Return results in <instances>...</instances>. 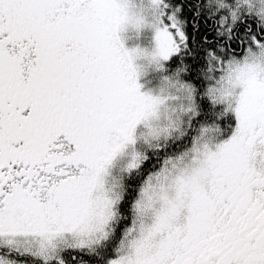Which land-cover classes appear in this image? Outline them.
Returning <instances> with one entry per match:
<instances>
[{"label":"snow or ice","instance_id":"6c2138e0","mask_svg":"<svg viewBox=\"0 0 264 264\" xmlns=\"http://www.w3.org/2000/svg\"><path fill=\"white\" fill-rule=\"evenodd\" d=\"M0 264H264V0H0Z\"/></svg>","mask_w":264,"mask_h":264},{"label":"rangeland","instance_id":"374dc122","mask_svg":"<svg viewBox=\"0 0 264 264\" xmlns=\"http://www.w3.org/2000/svg\"><path fill=\"white\" fill-rule=\"evenodd\" d=\"M126 46L133 47L136 44L147 45L148 40L146 36H136L131 30L123 34Z\"/></svg>","mask_w":264,"mask_h":264}]
</instances>
